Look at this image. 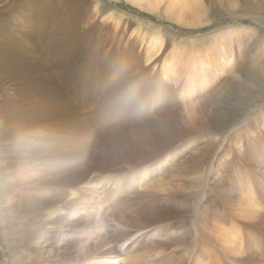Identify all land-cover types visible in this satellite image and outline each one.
<instances>
[{
	"label": "bare ground",
	"instance_id": "bare-ground-1",
	"mask_svg": "<svg viewBox=\"0 0 264 264\" xmlns=\"http://www.w3.org/2000/svg\"><path fill=\"white\" fill-rule=\"evenodd\" d=\"M182 1L183 12L174 18L180 24H200L202 3L197 9L189 7L200 0ZM81 9L86 10L82 0L80 6L57 13V20L54 12L49 18L39 15L43 10L34 13L26 0H17L5 12L0 10V116L4 123L6 120L3 131L9 134L5 136L15 134L19 139L16 146H20L2 166L6 179L1 194L11 204L19 196L21 211L29 212L30 216H23L24 237L29 242L39 240L44 245L46 226L55 230L58 221L66 225L58 234L59 244L50 251L44 249L47 255L39 253L30 264H264V94L254 96L245 90L252 89L245 81L231 79L224 104L205 100L186 114L175 108V92L168 85L157 100L108 108L103 100L99 108L85 94L84 77L81 80L83 73L90 72L83 68L89 54L79 57L82 50L90 53L89 47L71 50L66 45L70 24L82 22ZM70 11L74 21L68 23ZM20 15L35 44L30 43L31 36L15 29L12 19ZM17 47L22 48L20 57ZM255 48L249 47L253 52ZM261 61L264 63V48ZM112 72L102 87L113 84ZM142 74L144 71L127 80L139 81ZM68 92L80 96L79 104L69 102ZM212 106L217 111L210 116ZM239 106H243L241 111L236 109ZM84 109H90L89 117ZM95 116H100L104 126L101 133L88 125ZM126 118L134 134L145 132L147 141L154 139L157 144L156 139L162 138L166 143L160 149L139 150L145 154L133 149L80 148L96 143L91 136L98 138V145H122L121 135L129 129L125 132L121 131L124 125L116 126ZM192 135L202 138L203 146L169 149L191 140ZM167 143L170 146L165 149ZM97 152L144 155L151 163L148 175H165L162 185L141 191L147 174L138 180L127 174L105 176L109 185L100 191L87 188L100 180L85 183L88 172L98 167L94 163ZM35 161L48 165L59 177L49 184L35 183L34 176L26 174ZM12 183L17 189H11Z\"/></svg>",
	"mask_w": 264,
	"mask_h": 264
},
{
	"label": "rangeland",
	"instance_id": "rangeland-1",
	"mask_svg": "<svg viewBox=\"0 0 264 264\" xmlns=\"http://www.w3.org/2000/svg\"><path fill=\"white\" fill-rule=\"evenodd\" d=\"M16 1L0 0V10L5 12ZM26 1L29 2L34 13L43 10L39 12L40 16L49 18L52 16L51 12H54L53 14H56L55 20H57V13L68 7L71 8V6H80V0ZM82 1L86 3V10L81 9L78 15L82 18V22L79 26L70 24V37L67 39L66 45L71 50L84 45L89 47L90 53L82 50L83 56L80 54L81 57H79L83 59L89 54L87 60L83 61V68L90 70V74L83 73L81 80L84 77L85 94L99 108L102 106L103 100H106L104 105V107L107 105L106 108L136 100H157L163 94L162 88L168 85L175 92L172 97L175 108L179 107V112L183 111L186 114L189 108L199 107L205 100L210 104H213L214 101L220 105L221 103L224 104V96L229 89L230 81L234 79L237 82L238 80L239 82L245 81L246 85L252 88L248 89L244 86L245 90L253 92L254 96L264 94V63L261 61L264 48V0H200L198 4H190L189 6L191 9H197L199 3L203 5L198 17L201 23L193 22L194 26L189 25L190 22L180 24L174 18L183 12L182 9L185 6L182 0ZM49 6L51 7L48 10ZM68 14H66L68 23L73 22L74 20L71 19L73 12L70 11ZM12 20L15 29L24 36H31L30 43L35 44L36 40L33 39L30 30L25 28L26 21L22 15ZM23 30L25 31L23 32ZM89 33L90 36H87ZM251 45H256L254 52L249 49ZM17 50L20 57L22 48L17 47ZM245 52H251L252 55L248 56L249 60ZM156 61H159L158 65H156ZM129 66L133 69L129 70ZM243 68H245L244 72L240 70ZM126 69L127 72H124ZM109 71H113L111 73L113 84L102 87V84L109 80ZM142 71L144 74L140 76L141 80L132 81L133 76ZM131 76V80H127ZM242 94L246 96L245 93ZM66 96L69 102L79 104L80 96L77 99L70 92ZM242 107L239 106L236 109L241 111ZM90 109H84L88 117L90 116L88 112ZM209 111L211 116L217 110L212 106L209 107ZM99 117L90 118L91 121L88 125L101 133L104 126ZM249 117L251 118V116ZM4 124H6V120L4 123V117L0 116V228H2L1 225H5L0 229V264L3 262L9 264V260L12 259L16 260V264L19 261L22 264H30L31 260L39 253L46 256L48 249L50 251L54 244H59L58 234L66 225L63 224L64 221H58L54 225L57 227L55 230L50 226L45 227L48 229L47 246H45L46 244L42 245L39 240L29 242L25 239L24 235L26 236L27 228L23 216H30L29 212H27L28 215H25L26 212L21 211L19 196H14V203L11 204L9 203L10 198L6 202V198H3L1 194L5 187L3 179H6L3 173L5 170L2 171V166L12 160L9 155L13 156L14 149H20V146H16L19 139L15 134L10 137L5 136L9 133L6 130L3 131ZM119 125H124L121 131L124 130L125 132L132 128L128 118L122 120V123L116 127ZM116 131L121 132L118 129ZM224 135L226 134L224 133ZM197 137L199 136L192 135L191 140H183L171 148H169L170 144L167 143L165 149H175L177 146H180V149H198V145H203L201 144L202 138ZM91 138L96 142L95 144L91 143V145L80 148L133 149V152L137 151L138 153L141 152L139 151L141 149H160L159 146L166 143L165 139L162 138L156 139L157 144L154 139L147 141L145 132L142 135L141 133L134 134L130 129L121 135L122 145L117 147L112 145L105 147L102 142L98 145V138L92 136ZM192 140L193 143L191 144ZM141 153L145 154V152ZM97 154L94 163L98 167L95 171L88 172L85 183L91 179L100 178L94 184L87 185V188H96L99 191L105 185H109L108 180L104 179L105 176L132 174L135 175L134 180H138L140 175L147 174L146 169L151 164L148 162L149 160L142 157L144 155L139 154L130 156L114 155L107 152H97ZM154 154L151 156L153 157ZM115 164H119V166L115 167ZM14 168L13 165L11 170ZM80 172L84 171L80 169ZM26 174L34 176L35 183L44 181L49 184L54 178L59 177L48 165L36 161ZM22 176L23 174L18 178H22ZM164 176L156 172L147 174L143 179L147 183L141 184L139 189L159 188ZM18 178L15 179L18 180ZM12 185L11 189L14 190L16 186L14 183ZM26 192L29 193L30 191L27 189ZM30 194L32 195V193ZM35 248H38L37 252ZM44 249L46 252L43 251Z\"/></svg>",
	"mask_w": 264,
	"mask_h": 264
},
{
	"label": "water",
	"instance_id": "water-1",
	"mask_svg": "<svg viewBox=\"0 0 264 264\" xmlns=\"http://www.w3.org/2000/svg\"><path fill=\"white\" fill-rule=\"evenodd\" d=\"M191 34V33H190Z\"/></svg>",
	"mask_w": 264,
	"mask_h": 264
}]
</instances>
